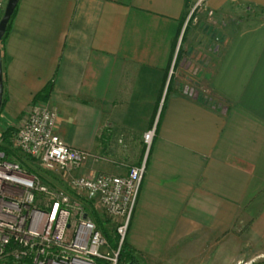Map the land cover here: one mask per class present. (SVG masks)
Masks as SVG:
<instances>
[{"label": "crops", "instance_id": "crops-1", "mask_svg": "<svg viewBox=\"0 0 264 264\" xmlns=\"http://www.w3.org/2000/svg\"><path fill=\"white\" fill-rule=\"evenodd\" d=\"M1 57L0 132L49 87L57 134L90 153L77 173L145 163L138 260L245 258L231 230L251 222L252 243L264 222V0H19Z\"/></svg>", "mask_w": 264, "mask_h": 264}, {"label": "built area", "instance_id": "built-area-1", "mask_svg": "<svg viewBox=\"0 0 264 264\" xmlns=\"http://www.w3.org/2000/svg\"><path fill=\"white\" fill-rule=\"evenodd\" d=\"M7 0H0V13ZM57 112L31 103L14 128L12 147L30 158L29 171L0 151V264H125L120 260L145 163L126 174L75 173L90 153L67 145L56 132ZM154 130L143 134L150 146ZM55 172L65 187L37 170ZM83 199L98 205L114 225L115 245L98 229ZM236 264H264L256 258Z\"/></svg>", "mask_w": 264, "mask_h": 264}, {"label": "rangeland", "instance_id": "rangeland-1", "mask_svg": "<svg viewBox=\"0 0 264 264\" xmlns=\"http://www.w3.org/2000/svg\"><path fill=\"white\" fill-rule=\"evenodd\" d=\"M2 15V12H1ZM26 113V112H25ZM16 126H14L15 128ZM13 128V129H14ZM87 159V158H86ZM85 159V160H86ZM84 160V161H85ZM83 161V162H84ZM29 164H31L30 160L28 161ZM28 164V165H29ZM34 165V166H33ZM32 166L34 167L35 170H37L38 173H40L45 179H43L45 182L52 184L54 186L57 187H65L64 182L58 177V174L55 172H45L43 170H40V168H38V166L36 164H32ZM31 167V166H30ZM75 173H77L75 171ZM95 210L97 211L98 215H100L103 223L107 226L108 230L113 233L114 229V225L113 223L110 221V219L107 217V215L104 213V211L96 204L93 205ZM132 217V216H131ZM131 221V220H130ZM262 218H261V223H260V237L259 238H253V241L251 243L250 238L248 239V234H249V228H248V223L251 222H244V224H242V229H238V230H231V232H243V240H244V251L246 253L245 258L241 259V260H249L251 258H256L259 261H263L264 260V222H262ZM241 239L238 237V240ZM233 252V251H232ZM174 260L171 259V256L168 255V258H165L164 260H159V261H151L146 259V261H140L138 260V264H177V261L173 262ZM239 261V260H237ZM232 262V256H231V252H229L227 255H223L220 258H215L213 257L211 259L205 258L203 259L202 257L199 258H195V256L192 258H190L186 263H190V264H236V262Z\"/></svg>", "mask_w": 264, "mask_h": 264}, {"label": "trees", "instance_id": "trees-1", "mask_svg": "<svg viewBox=\"0 0 264 264\" xmlns=\"http://www.w3.org/2000/svg\"><path fill=\"white\" fill-rule=\"evenodd\" d=\"M14 12H15V10H14ZM14 12H13V14H14ZM13 14L11 15V17L7 23L5 33L1 39V43L4 41L6 35L9 31V27H10V23H11ZM0 17H1V13H0ZM48 88L46 89V91L43 90V93L41 92V93H38L37 95H35L33 97V100H32L33 103L42 102L43 99L48 94V91H47ZM3 104H4V97H2V104H1L0 112L3 109ZM13 133H14V129H13V127H10V126L4 128L0 132V151L3 152V154L5 155V157L7 159L17 160L20 162L21 165H23L24 167L29 169V171H32V169L28 165L29 164L28 161L30 160V158L21 154L19 151H17L16 149H14L12 147L11 138L13 136ZM82 200L85 204V207L89 211L91 218L95 221L98 229L108 239V241L110 242L111 245H115V242L117 240V236L115 234V231H113V233H111L108 230L107 226L103 223L100 215H98L97 211L95 210L92 202H90L89 200L83 199V198H82ZM119 257H120V260L123 262L133 261L135 264H138V258L136 255H134L133 251L128 247L126 240H124V242L121 246Z\"/></svg>", "mask_w": 264, "mask_h": 264}, {"label": "water", "instance_id": "water-1", "mask_svg": "<svg viewBox=\"0 0 264 264\" xmlns=\"http://www.w3.org/2000/svg\"><path fill=\"white\" fill-rule=\"evenodd\" d=\"M19 0H7L0 17V108L3 97V78H2V57H1V39L5 33L7 23L13 14ZM125 264H135L133 261H128Z\"/></svg>", "mask_w": 264, "mask_h": 264}]
</instances>
